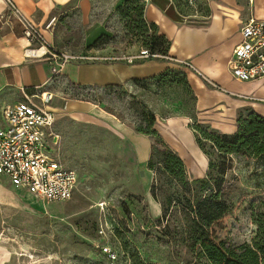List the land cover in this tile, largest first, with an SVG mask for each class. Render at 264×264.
<instances>
[{
	"label": "rangeland",
	"instance_id": "374dc122",
	"mask_svg": "<svg viewBox=\"0 0 264 264\" xmlns=\"http://www.w3.org/2000/svg\"><path fill=\"white\" fill-rule=\"evenodd\" d=\"M97 6L90 14L73 6L68 17L49 30L48 42L58 49L88 48L86 38L93 26L112 41L128 42L129 30L117 7ZM62 87L63 97L94 103L135 131L142 111L155 115L154 128L164 122L160 117H189L192 131L198 121L196 97L186 83L167 86L148 79L105 89L70 83ZM64 101L58 97L53 102L60 136L54 151L65 165L77 170L78 185L69 200L45 203L20 190L16 194L20 201L0 205V264H187L184 259L192 255L166 232L165 221L158 219L161 213L154 214L155 171L139 160L124 129L115 127L109 116V120L77 119L65 110ZM203 144L218 160L211 144ZM229 158L224 186L233 209L218 227L228 243L240 245L256 229L251 207L258 209L264 201V162L244 155ZM0 180L15 189L5 176L0 175ZM103 201L104 211L98 206Z\"/></svg>",
	"mask_w": 264,
	"mask_h": 264
},
{
	"label": "crops",
	"instance_id": "0c3cea01",
	"mask_svg": "<svg viewBox=\"0 0 264 264\" xmlns=\"http://www.w3.org/2000/svg\"><path fill=\"white\" fill-rule=\"evenodd\" d=\"M13 1L42 30L47 39H52L49 30L45 29V24L52 16H57V24L68 17L67 13L73 6L80 10L82 8L84 14H90L95 12L97 5L111 9L127 0ZM140 1L144 2L145 20L155 24L157 33L170 40L168 55L173 59L155 57L133 64L123 61L69 62L63 68L62 83L55 85L48 84L53 64L49 58L26 54L30 42L24 35L22 23L16 17H0V115L5 106L23 99V90L31 92L35 87L53 89L58 95L56 98H64L65 110L77 119L109 120L107 116L111 117V123L115 127H122L133 141L139 160L143 163H147L151 152L152 140L149 136L136 132L94 103L63 97L62 86L70 83L88 89L123 87L151 79L168 69H175L184 72L196 97L199 122L210 124L222 133H235L239 119L248 112L264 116V101L259 100L264 99V79L246 82L236 80L227 66L234 47L241 40L240 28L243 22L250 15L264 18V0ZM6 7V0H0V15L6 14ZM89 32L86 38L90 40L88 48L62 50L108 54L138 53L141 48L139 42L119 44L112 40L93 46V42L105 33L98 26H93ZM241 95H251L255 99ZM160 118L164 122L158 120L156 129L164 141L182 158L188 173L194 174L192 178L204 177L209 167V158L200 147L194 131L188 126L189 117L174 115ZM17 191L20 190L8 187L0 180V205L18 199ZM151 203L155 216H158L161 205L153 196Z\"/></svg>",
	"mask_w": 264,
	"mask_h": 264
},
{
	"label": "trees",
	"instance_id": "16d2710c",
	"mask_svg": "<svg viewBox=\"0 0 264 264\" xmlns=\"http://www.w3.org/2000/svg\"><path fill=\"white\" fill-rule=\"evenodd\" d=\"M126 21L130 40L139 42L152 52L168 54L170 40L157 33V26L144 17V2L127 0L117 7ZM107 34L100 35L93 46L108 42ZM159 85L187 83L184 72L168 69L154 76ZM140 82V81H136ZM136 125L138 133L151 138V152L147 167L155 171L151 194L161 205L160 221L178 247L190 253L193 264H264V201L257 209L251 207V220L256 227L249 241L240 245L228 243L219 232V225L232 211L225 193L224 176L229 157L244 155L264 162V116L248 112L239 119L235 133H222L199 121L192 129L197 141L209 157V167L204 177H190L182 158L174 152L154 128L155 115L146 111ZM203 142L211 144L218 160L205 149Z\"/></svg>",
	"mask_w": 264,
	"mask_h": 264
},
{
	"label": "built area",
	"instance_id": "2783aa9c",
	"mask_svg": "<svg viewBox=\"0 0 264 264\" xmlns=\"http://www.w3.org/2000/svg\"><path fill=\"white\" fill-rule=\"evenodd\" d=\"M6 5V14L0 17H16L22 23L24 35L30 42L26 54L48 57L53 63L49 85L62 83L63 68L69 62L123 61L133 64L155 57L173 59L145 46H141L138 53H73L58 49L48 42L42 30L21 12L13 0H6ZM56 20L57 16H52L45 29L51 30ZM240 34L241 40L227 61L231 76L244 82L264 79V18L250 15L243 22ZM22 93L21 101L1 110L0 175L5 176L15 189L26 190L45 203L69 200L78 185L79 173L65 165L54 151L60 139L55 130L57 112L53 107L58 95L53 89L42 87H35L31 92L23 90ZM241 96L255 99L251 95ZM106 205V201L98 204L102 211ZM105 251L110 253L108 248Z\"/></svg>",
	"mask_w": 264,
	"mask_h": 264
},
{
	"label": "bare ground",
	"instance_id": "6f19581e",
	"mask_svg": "<svg viewBox=\"0 0 264 264\" xmlns=\"http://www.w3.org/2000/svg\"><path fill=\"white\" fill-rule=\"evenodd\" d=\"M27 52L29 53L30 51L29 50H27ZM1 261V260H0Z\"/></svg>",
	"mask_w": 264,
	"mask_h": 264
}]
</instances>
